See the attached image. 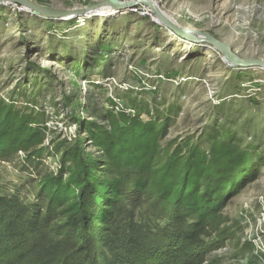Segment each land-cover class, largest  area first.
<instances>
[{"label":"rangeland","instance_id":"374dc122","mask_svg":"<svg viewBox=\"0 0 264 264\" xmlns=\"http://www.w3.org/2000/svg\"><path fill=\"white\" fill-rule=\"evenodd\" d=\"M27 1L78 12L105 0ZM151 1L179 27L264 61V0ZM137 7L145 15L79 20L0 4V197L46 215L54 190L71 193L78 177L128 189L118 178L139 168L120 160L138 150L149 147L157 168L191 154L192 172L212 165L240 183L219 215L229 240L205 264H245L247 239L264 242V69L229 68L214 48L179 40ZM212 155L225 162L210 164ZM256 259L264 255L248 263Z\"/></svg>","mask_w":264,"mask_h":264},{"label":"trees","instance_id":"16d2710c","mask_svg":"<svg viewBox=\"0 0 264 264\" xmlns=\"http://www.w3.org/2000/svg\"><path fill=\"white\" fill-rule=\"evenodd\" d=\"M147 149L122 148V154L140 153L120 160L139 168L118 178L128 189L87 185L78 177L71 193L65 186L54 190L46 215L0 197V264H205L206 255L229 240L219 215L239 181L212 165L192 172L191 154L157 168ZM213 162L225 161L212 155ZM201 180L213 185L202 187ZM70 194L75 203L65 207ZM212 234L215 240L206 242Z\"/></svg>","mask_w":264,"mask_h":264},{"label":"water","instance_id":"95a60500","mask_svg":"<svg viewBox=\"0 0 264 264\" xmlns=\"http://www.w3.org/2000/svg\"><path fill=\"white\" fill-rule=\"evenodd\" d=\"M4 2L13 3L14 5L24 6L29 8L31 11L38 13L46 17L54 18H74L79 17L89 19L87 15H95V12L106 9L107 11L124 12L137 6L148 8L159 23L157 25L164 27L170 34L177 37L179 40L193 45H203L206 48H214L216 51L223 55V63L229 68L236 70H248V69H264V61L258 59L244 60L236 55L231 46L215 39L214 37L199 33L197 31L183 29L179 27L175 22L170 21L160 8V3L153 2L151 0H105L103 3L92 5L84 10L78 12H62L52 11L45 8L35 6L27 0H0V4ZM119 15V14H118Z\"/></svg>","mask_w":264,"mask_h":264},{"label":"built area","instance_id":"2783aa9c","mask_svg":"<svg viewBox=\"0 0 264 264\" xmlns=\"http://www.w3.org/2000/svg\"><path fill=\"white\" fill-rule=\"evenodd\" d=\"M139 10H140V7L139 8L135 7V8L129 9V12L132 13L133 15H142V14H144V13H139ZM147 13L149 14V12H147ZM161 79L168 80L165 77H163V78L160 77V78H158V81H160ZM160 82H162V81H160ZM262 216H263V218L259 219V221H258L259 223L264 221V209H263ZM262 234L264 235V231H262ZM247 241L249 242V246L251 248L250 250L251 251L253 250V253L251 252L252 255H249L248 260H246L245 264H249L248 262L250 261V258H252L254 256H259L261 258L264 255V242H263L261 236H259V237L257 236V237H254V238H248ZM254 248H256V249H254ZM256 260H260L259 264H264L263 259H262V261H261V259H256Z\"/></svg>","mask_w":264,"mask_h":264},{"label":"bare ground","instance_id":"6f19581e","mask_svg":"<svg viewBox=\"0 0 264 264\" xmlns=\"http://www.w3.org/2000/svg\"><path fill=\"white\" fill-rule=\"evenodd\" d=\"M126 1H128V0H126ZM3 6H8V5H10V3H3L2 4ZM27 8V7H26ZM149 11V16H151V18L153 19V22L154 23H159L158 22V20L156 19V18H154L155 16L153 15V13L150 11V10H148ZM124 12H129V10H127V11H124ZM124 12H119V13H117V14H115L114 12L112 13L111 11H107L106 9H101V10H99V11H97V12H95V14H96V16L98 15V16H100V17H104V16H102V15H105L106 17L108 16V17H112V18H115V17H117L118 16V14L120 15V14H122V13H124ZM130 13V12H129ZM152 15H151V14ZM90 14H92V13H90ZM89 14V15H90ZM165 14V13H164ZM89 15H87L88 17H89ZM93 16V15H92ZM165 16L170 20V21H172V22H174V20L171 18V16H168V15H166L165 14ZM181 42V41H180ZM182 43V42H181ZM208 49V48H207ZM225 66H227L226 64H225ZM228 67V66H227Z\"/></svg>","mask_w":264,"mask_h":264}]
</instances>
